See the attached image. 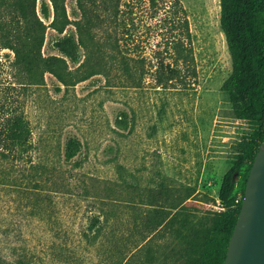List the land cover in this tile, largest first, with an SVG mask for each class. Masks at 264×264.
Returning a JSON list of instances; mask_svg holds the SVG:
<instances>
[{"label":"rangeland","instance_id":"374dc122","mask_svg":"<svg viewBox=\"0 0 264 264\" xmlns=\"http://www.w3.org/2000/svg\"><path fill=\"white\" fill-rule=\"evenodd\" d=\"M66 7L63 34L87 31L69 83L30 77L0 42V111L22 112L33 142L22 159L0 151V264H207L223 177L254 133L223 88L221 0ZM63 34L47 28L44 56H62Z\"/></svg>","mask_w":264,"mask_h":264},{"label":"trees","instance_id":"16d2710c","mask_svg":"<svg viewBox=\"0 0 264 264\" xmlns=\"http://www.w3.org/2000/svg\"><path fill=\"white\" fill-rule=\"evenodd\" d=\"M40 13L37 0H0V42L14 51L15 64L30 77L49 71L67 84V77L71 76L68 60L78 63L81 46H87L86 27L79 21V37L74 33L63 34L72 23L66 0H42ZM220 24L233 64L223 88L237 103L239 117L252 124L254 133L249 149L237 154L233 166L223 177L219 191L223 209L214 212L209 229L211 256L207 264H224L250 169L264 140V0H221ZM48 27L63 34L54 41V47L62 56L42 54ZM81 146L78 138H70L65 146L66 159L77 155ZM0 148L4 158L22 159L32 153V127L22 112L3 114L0 111ZM237 176L245 183L239 200Z\"/></svg>","mask_w":264,"mask_h":264},{"label":"water","instance_id":"95a60500","mask_svg":"<svg viewBox=\"0 0 264 264\" xmlns=\"http://www.w3.org/2000/svg\"><path fill=\"white\" fill-rule=\"evenodd\" d=\"M224 264H264V140L250 169Z\"/></svg>","mask_w":264,"mask_h":264},{"label":"built area","instance_id":"2783aa9c","mask_svg":"<svg viewBox=\"0 0 264 264\" xmlns=\"http://www.w3.org/2000/svg\"><path fill=\"white\" fill-rule=\"evenodd\" d=\"M240 198H238V200H239Z\"/></svg>","mask_w":264,"mask_h":264}]
</instances>
